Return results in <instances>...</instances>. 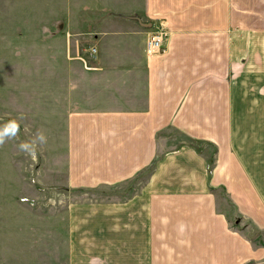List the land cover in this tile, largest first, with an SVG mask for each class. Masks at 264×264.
I'll return each instance as SVG.
<instances>
[{"label": "crops", "instance_id": "obj_1", "mask_svg": "<svg viewBox=\"0 0 264 264\" xmlns=\"http://www.w3.org/2000/svg\"><path fill=\"white\" fill-rule=\"evenodd\" d=\"M21 115L46 143L36 183L0 146V264H264V0H0Z\"/></svg>", "mask_w": 264, "mask_h": 264}, {"label": "rangeland", "instance_id": "obj_2", "mask_svg": "<svg viewBox=\"0 0 264 264\" xmlns=\"http://www.w3.org/2000/svg\"><path fill=\"white\" fill-rule=\"evenodd\" d=\"M88 54H89V51H88ZM18 121L20 123V132H19L18 138L15 139L14 141H16L18 145L21 142H31L35 138L33 132L29 129H24L22 122L20 120ZM18 145H16L18 152L16 155H14V157L16 158L18 164L21 165L20 172L22 173L24 177L26 176V178H29L31 179L32 182L35 181L36 183L37 176H35L36 175L35 170L39 166L40 155L37 153L36 159H32L31 156L20 151ZM54 191L55 189L46 190L45 194L41 195L40 201L42 203H49L51 200H53V196L55 195ZM242 226L243 227H241V229L243 230L244 235L246 237H248L251 240H254L256 244H260L261 246H264V232H262L260 236L258 237L256 230H254L252 226L248 225V223L244 222Z\"/></svg>", "mask_w": 264, "mask_h": 264}, {"label": "clouds", "instance_id": "obj_3", "mask_svg": "<svg viewBox=\"0 0 264 264\" xmlns=\"http://www.w3.org/2000/svg\"><path fill=\"white\" fill-rule=\"evenodd\" d=\"M21 115L19 120H23ZM20 132V123L17 119L9 120L3 126H0V146H3L7 140H15L18 138ZM46 143V137L43 133H38L37 136L31 142H21L18 147L20 151L31 156L32 159H36L37 145H43Z\"/></svg>", "mask_w": 264, "mask_h": 264}, {"label": "built area", "instance_id": "obj_4", "mask_svg": "<svg viewBox=\"0 0 264 264\" xmlns=\"http://www.w3.org/2000/svg\"><path fill=\"white\" fill-rule=\"evenodd\" d=\"M167 34L168 32L163 25H161L154 32L150 33L145 42V52L149 55H157L162 53L164 50V42L166 40ZM88 51L89 54L92 55L94 54L95 49L94 47H89Z\"/></svg>", "mask_w": 264, "mask_h": 264}]
</instances>
